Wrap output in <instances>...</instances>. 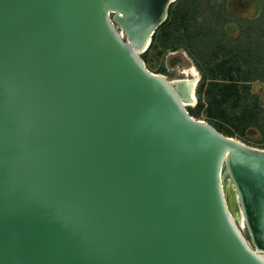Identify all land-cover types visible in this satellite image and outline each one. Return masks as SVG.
Listing matches in <instances>:
<instances>
[{
	"label": "water",
	"instance_id": "obj_1",
	"mask_svg": "<svg viewBox=\"0 0 264 264\" xmlns=\"http://www.w3.org/2000/svg\"><path fill=\"white\" fill-rule=\"evenodd\" d=\"M175 1L0 0V264H264V149L142 58Z\"/></svg>",
	"mask_w": 264,
	"mask_h": 264
},
{
	"label": "trees",
	"instance_id": "obj_2",
	"mask_svg": "<svg viewBox=\"0 0 264 264\" xmlns=\"http://www.w3.org/2000/svg\"><path fill=\"white\" fill-rule=\"evenodd\" d=\"M229 0H176L159 26L147 52L160 47L182 48L201 73L196 87L197 109L223 135L250 139V130H264V0L258 14L242 18L228 9ZM230 27L235 31L228 32ZM193 115V114H190Z\"/></svg>",
	"mask_w": 264,
	"mask_h": 264
},
{
	"label": "rangeland",
	"instance_id": "obj_3",
	"mask_svg": "<svg viewBox=\"0 0 264 264\" xmlns=\"http://www.w3.org/2000/svg\"><path fill=\"white\" fill-rule=\"evenodd\" d=\"M228 9L235 15L242 18H253L258 14V6L256 0H229ZM235 31L234 27L228 29L229 33ZM144 54V53H143ZM194 64L193 60L190 58L189 54L182 48H158L155 50H149L147 52V61H145L146 67L153 73H157L166 77L170 82H177L180 79H184L183 74H181L183 68ZM198 70V69H197ZM199 72V71H198ZM200 78H201V73ZM252 92L258 95L264 94V84L255 82L252 84ZM198 102V95L196 93V103L191 106H187L186 110L189 112L193 118L197 120H202L208 123V118L204 112V108L199 114H194L193 111L197 109L196 104ZM233 137L246 145L264 149V130L254 128L250 130V139L240 137L235 135ZM228 181L226 177V182ZM246 238L249 239V234L247 229L243 230Z\"/></svg>",
	"mask_w": 264,
	"mask_h": 264
},
{
	"label": "bare ground",
	"instance_id": "obj_4",
	"mask_svg": "<svg viewBox=\"0 0 264 264\" xmlns=\"http://www.w3.org/2000/svg\"><path fill=\"white\" fill-rule=\"evenodd\" d=\"M181 74H183L184 79H180L178 81L181 80L187 81L188 85L190 86V93H191L190 98L186 100H182V103L185 107L194 105L196 103V87L200 80V74L194 64L183 68ZM171 83L175 84L176 82H171ZM222 180L227 188V198H228V202L230 203V207L232 209L234 217L237 223L242 228V230H244L245 229L244 216L239 206L237 195L233 189V186L230 184L229 180L226 182L225 176L222 177Z\"/></svg>",
	"mask_w": 264,
	"mask_h": 264
}]
</instances>
